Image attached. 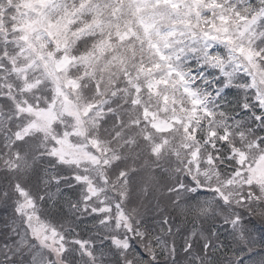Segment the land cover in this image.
Segmentation results:
<instances>
[{"label":"snow or ice","instance_id":"6c2138e0","mask_svg":"<svg viewBox=\"0 0 264 264\" xmlns=\"http://www.w3.org/2000/svg\"><path fill=\"white\" fill-rule=\"evenodd\" d=\"M0 264H264V0H0Z\"/></svg>","mask_w":264,"mask_h":264}]
</instances>
